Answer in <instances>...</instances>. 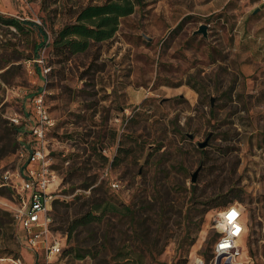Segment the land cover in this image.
<instances>
[{
  "label": "rangeland",
  "instance_id": "rangeland-1",
  "mask_svg": "<svg viewBox=\"0 0 264 264\" xmlns=\"http://www.w3.org/2000/svg\"><path fill=\"white\" fill-rule=\"evenodd\" d=\"M107 1L0 0V16L22 22L0 21V264L38 262L12 214L22 168L14 127L29 128L43 92L56 122L53 227L65 264L207 260L211 211L232 198L248 216L250 255L264 264V2L142 0L112 39L61 56L60 30ZM26 21L51 45L41 48ZM97 204L100 219L70 237L64 217Z\"/></svg>",
  "mask_w": 264,
  "mask_h": 264
},
{
  "label": "built area",
  "instance_id": "built-area-1",
  "mask_svg": "<svg viewBox=\"0 0 264 264\" xmlns=\"http://www.w3.org/2000/svg\"><path fill=\"white\" fill-rule=\"evenodd\" d=\"M264 2V0H262ZM45 93L32 100L27 136L20 137L17 155L24 170L17 173V202L12 214L20 242L39 256L36 264H65L64 246L54 230L53 209L61 180L51 166L49 134L56 122L45 106ZM216 240L211 257L195 254L190 264H255L249 251V221L241 206L211 211Z\"/></svg>",
  "mask_w": 264,
  "mask_h": 264
},
{
  "label": "trees",
  "instance_id": "trees-1",
  "mask_svg": "<svg viewBox=\"0 0 264 264\" xmlns=\"http://www.w3.org/2000/svg\"><path fill=\"white\" fill-rule=\"evenodd\" d=\"M142 0H108L102 5H87L79 10L74 23L64 26L57 37L54 39L52 46L60 53L61 56L68 58L71 55L86 52L92 44L102 43L112 39L119 30L120 20L135 13L137 5H141ZM0 21L17 27L21 26L22 22L16 19H5L0 16ZM26 25L36 28L41 36L43 42L41 48H45L49 45V35L43 26L38 25L35 22H23ZM16 133L17 150L20 143V137L27 136V129L24 126L14 127ZM25 165L22 164L24 170ZM232 200H226L221 208H229L236 203H232ZM58 202L54 203V206ZM102 205L97 204L92 212L72 220L69 222L67 217H64V222H68V235L72 236L73 232L78 227L87 226L100 218L98 213L100 212ZM5 215H9L5 213ZM6 220L0 219V228L4 227ZM55 230V229H54ZM251 231V228H250ZM19 239V234L17 232ZM251 234L249 235L250 242ZM249 249L251 251L250 245ZM64 255V254H63Z\"/></svg>",
  "mask_w": 264,
  "mask_h": 264
},
{
  "label": "water",
  "instance_id": "water-1",
  "mask_svg": "<svg viewBox=\"0 0 264 264\" xmlns=\"http://www.w3.org/2000/svg\"><path fill=\"white\" fill-rule=\"evenodd\" d=\"M257 12H258V10H256L254 13H257ZM204 28H205V27H203V28L199 31V33H200V32H204ZM190 138L193 139V136H190ZM208 145H209V140L207 139L205 142L199 144V148H200V149H205L206 147H208ZM200 171H201V168H199V169L193 174V176H192V182H193V183H196V182H197L198 175H199Z\"/></svg>",
  "mask_w": 264,
  "mask_h": 264
}]
</instances>
